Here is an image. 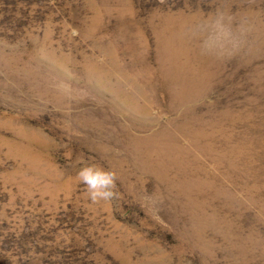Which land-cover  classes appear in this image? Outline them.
<instances>
[{"label": "rangeland", "instance_id": "374dc122", "mask_svg": "<svg viewBox=\"0 0 264 264\" xmlns=\"http://www.w3.org/2000/svg\"><path fill=\"white\" fill-rule=\"evenodd\" d=\"M0 264H264V0H0Z\"/></svg>", "mask_w": 264, "mask_h": 264}, {"label": "clouds", "instance_id": "9594fccd", "mask_svg": "<svg viewBox=\"0 0 264 264\" xmlns=\"http://www.w3.org/2000/svg\"><path fill=\"white\" fill-rule=\"evenodd\" d=\"M80 181L86 186L93 202L109 201L115 198L116 173L90 165L80 169L78 173Z\"/></svg>", "mask_w": 264, "mask_h": 264}]
</instances>
